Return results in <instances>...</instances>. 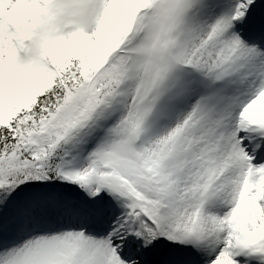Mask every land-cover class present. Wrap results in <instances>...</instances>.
<instances>
[{"label":"snow or ice","instance_id":"6c2138e0","mask_svg":"<svg viewBox=\"0 0 264 264\" xmlns=\"http://www.w3.org/2000/svg\"><path fill=\"white\" fill-rule=\"evenodd\" d=\"M0 264H264V0H0Z\"/></svg>","mask_w":264,"mask_h":264}]
</instances>
